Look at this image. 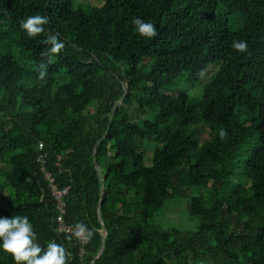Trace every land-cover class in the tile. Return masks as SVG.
I'll return each mask as SVG.
<instances>
[{
  "label": "trees",
  "instance_id": "16d2710c",
  "mask_svg": "<svg viewBox=\"0 0 264 264\" xmlns=\"http://www.w3.org/2000/svg\"><path fill=\"white\" fill-rule=\"evenodd\" d=\"M102 2L0 0V218L27 216L69 264H264V0ZM35 14L65 42L44 81L46 36L20 27ZM65 189L86 244L58 230ZM172 200L197 230L146 221Z\"/></svg>",
  "mask_w": 264,
  "mask_h": 264
},
{
  "label": "clouds",
  "instance_id": "9594fccd",
  "mask_svg": "<svg viewBox=\"0 0 264 264\" xmlns=\"http://www.w3.org/2000/svg\"><path fill=\"white\" fill-rule=\"evenodd\" d=\"M49 24L46 15L35 14L28 16L20 22L29 38H36L42 34L46 36L43 43L49 45L41 52V57L47 61L35 66L38 79L44 81L48 74V65L54 63V58L65 49V42L59 34L46 32L45 26ZM132 24L135 32L142 38L152 39L158 35L155 25L145 22L139 17H134ZM232 48L239 53L248 52V44L245 40H233ZM224 133H221L223 136ZM93 230L82 222H77L71 229V235L81 243L90 242ZM0 248L11 255L15 264H69L70 253L60 243L51 240L45 246L38 242V236L34 225L27 216L15 215L12 218H0Z\"/></svg>",
  "mask_w": 264,
  "mask_h": 264
},
{
  "label": "rangeland",
  "instance_id": "374dc122",
  "mask_svg": "<svg viewBox=\"0 0 264 264\" xmlns=\"http://www.w3.org/2000/svg\"><path fill=\"white\" fill-rule=\"evenodd\" d=\"M102 1L104 0H74V4L76 8L80 7L83 9H87L90 6L92 7L101 6L103 4ZM202 87H203L202 85L197 86L195 89H192L190 91V94L194 95L193 92H196L195 94H199L200 92L199 89H202ZM178 88L184 89L186 87L180 86ZM144 147L146 148V153H147L145 163L147 166H150L152 156H153L154 145L145 144ZM200 193L201 192L198 190H195L193 192L195 196L199 195ZM187 204H188V200L186 201L172 200L164 211H162L161 213H155V214H151L150 216H146L145 219L146 221H151V222L161 224L165 226L166 228L175 227L183 231L193 232L197 230L199 226V220L188 216L187 211H186Z\"/></svg>",
  "mask_w": 264,
  "mask_h": 264
},
{
  "label": "built area",
  "instance_id": "2783aa9c",
  "mask_svg": "<svg viewBox=\"0 0 264 264\" xmlns=\"http://www.w3.org/2000/svg\"><path fill=\"white\" fill-rule=\"evenodd\" d=\"M39 148L40 149L44 148L43 143L39 144ZM67 193H68V189H65V190H63L61 192H56L55 191L54 194L56 196V199L59 201V209L61 210V213H62V215L59 217L60 226H59L58 230H59L60 233H67L68 234V233H71V228L66 226L64 221H63V215L65 214V211H64L65 203L62 201L63 197L65 195H67Z\"/></svg>",
  "mask_w": 264,
  "mask_h": 264
},
{
  "label": "water",
  "instance_id": "95a60500",
  "mask_svg": "<svg viewBox=\"0 0 264 264\" xmlns=\"http://www.w3.org/2000/svg\"><path fill=\"white\" fill-rule=\"evenodd\" d=\"M96 167H98L97 163H96ZM101 221H102V224H103V226H104V238L106 239L107 236H108V231H107V229H106V227H105V225H104L103 220H101ZM103 251H104V247L102 248V250H101V252H100V254H99L98 257H100V256L102 255Z\"/></svg>",
  "mask_w": 264,
  "mask_h": 264
}]
</instances>
